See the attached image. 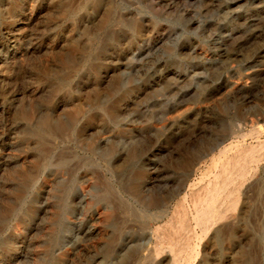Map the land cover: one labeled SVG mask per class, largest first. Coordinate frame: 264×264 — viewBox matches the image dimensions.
I'll use <instances>...</instances> for the list:
<instances>
[{"label":"rangeland","instance_id":"1","mask_svg":"<svg viewBox=\"0 0 264 264\" xmlns=\"http://www.w3.org/2000/svg\"><path fill=\"white\" fill-rule=\"evenodd\" d=\"M0 264H264V0H0Z\"/></svg>","mask_w":264,"mask_h":264},{"label":"bare ground","instance_id":"2","mask_svg":"<svg viewBox=\"0 0 264 264\" xmlns=\"http://www.w3.org/2000/svg\"><path fill=\"white\" fill-rule=\"evenodd\" d=\"M238 146L230 144L223 148L219 156L213 160L216 169L213 179L208 178L207 183L201 188V193L195 195L196 198L192 203L193 210L184 211L178 217L182 228L186 226L184 222L187 215H190L196 227L207 234L211 230L210 227H214L225 217V212L237 204L236 197L249 181L252 165L257 166L261 161V157L256 155L255 149H244ZM259 147L261 148V146ZM234 149L236 150L235 154L229 155V152ZM168 251L171 250L168 249Z\"/></svg>","mask_w":264,"mask_h":264}]
</instances>
